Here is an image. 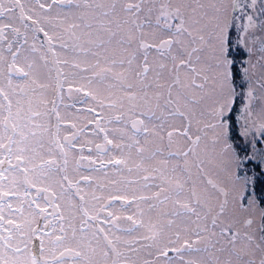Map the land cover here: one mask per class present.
I'll list each match as a JSON object with an SVG mask.
<instances>
[{
	"label": "snow or ice",
	"instance_id": "snow-or-ice-1",
	"mask_svg": "<svg viewBox=\"0 0 264 264\" xmlns=\"http://www.w3.org/2000/svg\"><path fill=\"white\" fill-rule=\"evenodd\" d=\"M0 264H264V0H0Z\"/></svg>",
	"mask_w": 264,
	"mask_h": 264
}]
</instances>
